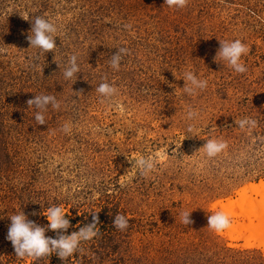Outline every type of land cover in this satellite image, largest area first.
<instances>
[{
	"label": "rangeland",
	"instance_id": "rangeland-1",
	"mask_svg": "<svg viewBox=\"0 0 264 264\" xmlns=\"http://www.w3.org/2000/svg\"><path fill=\"white\" fill-rule=\"evenodd\" d=\"M37 16L57 26L54 53L30 48ZM235 39L248 48L243 74L214 61L219 40ZM120 47L128 54L116 71L109 62ZM71 55L80 71L65 80ZM187 71L207 87L185 93ZM104 82L117 93L102 102L95 88ZM35 95L60 103L48 106L45 125L27 104ZM260 107L264 0H188L183 9L164 0H0V264L31 260L17 259L6 239L11 215L23 211L47 227L50 206L75 218L105 205L130 222L99 264H264V235L263 247L248 246L242 217L229 215L221 233L208 227L207 217L223 210L215 202L237 199L249 182L230 181L226 168L215 169L222 153L208 158L201 149L209 139L227 143L226 131H217L240 129L241 119L256 117L252 129H259ZM140 155L157 157L147 176L129 161ZM186 211L190 225L181 220ZM222 247L257 251L232 255Z\"/></svg>",
	"mask_w": 264,
	"mask_h": 264
},
{
	"label": "clouds",
	"instance_id": "clouds-1",
	"mask_svg": "<svg viewBox=\"0 0 264 264\" xmlns=\"http://www.w3.org/2000/svg\"><path fill=\"white\" fill-rule=\"evenodd\" d=\"M188 0H164V5L169 8L183 9L187 6ZM57 26L49 20L37 16L31 22L30 34L27 36L30 48L39 50V54L53 52L56 48L55 34ZM220 41V47L217 51L214 61L223 62L225 66L231 67L236 73L243 74L247 72V68L240 62L242 55L248 52L247 46L241 40L235 39L231 42ZM38 54V55H39ZM128 54V49L120 47L112 54L110 59V67L113 70L119 71L121 60L124 55ZM38 59V56H37ZM80 71L77 63V56L71 55L68 61V66L65 68L63 76L65 80H71L73 76ZM184 79L185 86L183 91L188 95H195L197 90H203L207 87V80L198 79L192 71H187L181 77ZM180 79V78H179ZM95 91L103 100L111 99L117 93V89L109 83H100ZM28 106L37 109L35 113V121L38 125H45L46 119L44 113L48 106L53 109H59L60 103L52 95H35L33 99L27 101ZM197 113L191 108L187 112V119L193 120ZM236 123V122H235ZM241 130H251L256 126V121L251 118H244L238 122ZM70 125L65 123L61 131L64 133L70 132ZM193 127L189 125L188 132H191ZM228 144L223 140L209 139L201 148L204 150L208 158H214L224 152ZM158 158L163 160L165 157L158 154ZM132 167L135 166L141 176H147L157 167V157L140 155L133 160ZM191 212L181 213L182 223L190 225L193 223L190 218ZM36 215V213H32ZM48 220L47 227L38 225L35 221L29 220L22 211L18 214H13L8 217L11 223L8 225L6 239L11 242L17 259L32 258L34 261L42 260L45 257L55 254L61 261L67 260L73 256L80 248L82 242L89 241L97 236L99 217L92 215L91 222L80 227L78 231L68 233V229L72 226L70 219L66 217L65 212L60 206H50L47 208L46 214L43 213ZM208 227L216 233H221L230 227L231 221L229 215L221 211H216L207 217ZM113 226L121 231L128 228V220L123 215H117L113 219ZM53 231L55 237L46 236V231Z\"/></svg>",
	"mask_w": 264,
	"mask_h": 264
},
{
	"label": "trees",
	"instance_id": "trees-1",
	"mask_svg": "<svg viewBox=\"0 0 264 264\" xmlns=\"http://www.w3.org/2000/svg\"><path fill=\"white\" fill-rule=\"evenodd\" d=\"M261 111L262 116L257 119L259 129H221L219 130L221 132L217 131L219 135L226 131L224 138H226L228 147L225 152H222V158L217 162L215 169L220 171L223 167L226 168L225 175L236 184L249 182L243 185L246 186L252 183L250 181L256 182L264 178V108H261ZM255 118L253 117V119ZM93 214L99 217L98 234L93 239L82 242L79 250L73 256L61 261L55 254H52L39 261H34L31 258L25 264H99L103 252L110 254L118 246L116 238L118 233L123 231L113 226V219L118 213L115 208L108 205L99 211L83 213L76 215L75 218L68 217V219H70L73 228L79 229L91 222ZM127 220L130 222V219L127 218ZM46 236L55 237V233L49 230ZM214 236L218 237V235ZM222 249L232 255L247 256L257 251L256 249L239 250L232 247H222ZM260 258L264 261L262 255Z\"/></svg>",
	"mask_w": 264,
	"mask_h": 264
},
{
	"label": "bare ground",
	"instance_id": "bare-ground-1",
	"mask_svg": "<svg viewBox=\"0 0 264 264\" xmlns=\"http://www.w3.org/2000/svg\"><path fill=\"white\" fill-rule=\"evenodd\" d=\"M264 179H260L257 182H252L246 186L239 188L236 192L238 195L237 199H226V201H217L215 205L221 207L225 210L228 215L231 216H240L244 221H248L245 224L247 232L250 231V235L246 236L248 240V246H257L262 245V235H264V207L261 206V203L264 202ZM257 194L261 196V200L253 198L252 195ZM240 203L242 205V211L237 213L234 208ZM242 230L236 234V238L246 235Z\"/></svg>",
	"mask_w": 264,
	"mask_h": 264
}]
</instances>
